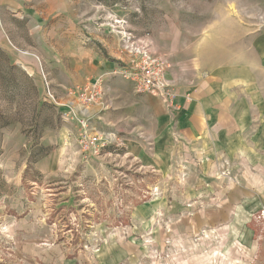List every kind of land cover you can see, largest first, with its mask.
I'll use <instances>...</instances> for the list:
<instances>
[{
    "label": "rangeland",
    "instance_id": "rangeland-1",
    "mask_svg": "<svg viewBox=\"0 0 264 264\" xmlns=\"http://www.w3.org/2000/svg\"><path fill=\"white\" fill-rule=\"evenodd\" d=\"M12 1L14 45L0 41V264H264V0ZM127 39L167 59V75L227 73L232 134L220 145L187 135L188 117L204 114L194 89V111L164 108L167 132L153 112H130L149 130L140 135L97 117L100 104L84 100L89 57L101 63L118 40L132 59Z\"/></svg>",
    "mask_w": 264,
    "mask_h": 264
},
{
    "label": "crops",
    "instance_id": "crops-1",
    "mask_svg": "<svg viewBox=\"0 0 264 264\" xmlns=\"http://www.w3.org/2000/svg\"><path fill=\"white\" fill-rule=\"evenodd\" d=\"M13 6L14 4L12 0H0V41L6 42L12 46L14 44L11 40V36L15 29V24L12 22V18L9 19L6 14L8 8L11 9ZM21 24H23V22H21ZM104 46H108L109 54H104L101 63H93V54L89 57L92 63L91 69L96 73L95 76L92 75L91 79L98 76L103 78L102 100L99 103L100 105L92 107V110L96 112L95 115L99 118H104V122L113 129L115 127H123L128 120L129 128L132 131L130 132V135L131 133L134 135H140L148 133L149 130L135 122L130 125V120L135 117V115H131L130 112L144 113L145 115L153 112L154 120H157L158 114L159 116L162 114L165 117L167 132L169 125H172V117L168 111H165L164 108L167 110L168 108L165 107L163 101L156 96L137 94L134 91L133 83L131 81L125 79L119 73H114V71L121 66V62L129 61L131 56L120 49L118 40L116 44L108 42L104 43ZM31 69L32 72L37 71L34 67ZM186 69L187 70H184V73L176 72L171 69V71L168 72L167 78L182 95L178 100L180 110H195V104H193L192 101L193 98L187 100L184 97L185 93H190L192 95L190 89H194V98L204 111L203 115L200 113H193L188 117L189 126L195 129H190V132L186 131L187 135L191 136L195 143L198 140H202L203 143L207 140H212L214 144L217 143L220 145L222 143L223 135L230 136L232 134L231 114L234 113L230 107L232 104L229 99L230 85L224 82L226 78L228 79V74L225 73L223 76L218 74L216 76H207L204 78L202 73L197 70L191 68ZM241 82L243 83L244 81L240 79H235L234 81L236 84H240ZM195 84L197 86H195ZM147 104L159 106L162 111L160 110L157 113V107L156 110H154L151 106H147ZM101 111H104L105 113L103 115H97L98 112ZM196 122H198V124ZM113 133L111 135L121 134L119 131ZM121 141L124 142L123 140Z\"/></svg>",
    "mask_w": 264,
    "mask_h": 264
},
{
    "label": "built area",
    "instance_id": "built-area-1",
    "mask_svg": "<svg viewBox=\"0 0 264 264\" xmlns=\"http://www.w3.org/2000/svg\"><path fill=\"white\" fill-rule=\"evenodd\" d=\"M128 37L130 38V36ZM124 46L128 51H131L133 57L128 64L121 65L114 73H119L122 77L131 81L137 94L161 97L169 110L179 108L178 100L182 95L167 78V70L171 67V63L163 57L153 55L145 41L134 42L127 39ZM89 80L87 90L84 93V100L91 107L101 102L103 78L98 76ZM184 97L187 100L191 99L190 93H185ZM78 120L81 121L82 128L88 131L90 128L89 117L86 119L79 117ZM112 138V135L107 134L94 135L91 137L87 150L99 154L103 147L108 146Z\"/></svg>",
    "mask_w": 264,
    "mask_h": 264
}]
</instances>
